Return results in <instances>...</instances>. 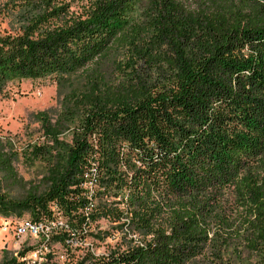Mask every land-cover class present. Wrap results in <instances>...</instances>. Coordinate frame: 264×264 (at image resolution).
Returning a JSON list of instances; mask_svg holds the SVG:
<instances>
[{"label":"trees","instance_id":"1","mask_svg":"<svg viewBox=\"0 0 264 264\" xmlns=\"http://www.w3.org/2000/svg\"><path fill=\"white\" fill-rule=\"evenodd\" d=\"M16 2L0 99L25 80L71 90L58 114L32 118L44 142L24 158L45 166L46 191L12 207L34 221L56 210L77 231L95 217L83 187L94 166L153 236L95 264H230L220 246L231 241L233 264H264V0H96L69 21L49 0ZM0 174L18 181L1 149Z\"/></svg>","mask_w":264,"mask_h":264},{"label":"rangeland","instance_id":"2","mask_svg":"<svg viewBox=\"0 0 264 264\" xmlns=\"http://www.w3.org/2000/svg\"><path fill=\"white\" fill-rule=\"evenodd\" d=\"M16 1L0 0V33L19 28L20 8ZM49 1L51 8L61 10L65 20L69 21L85 16L96 0ZM70 90L66 88L60 92L50 79L25 80L9 84L6 98L0 99V149L11 157L18 180L8 183L0 174V198L6 202L5 209L0 207V264H21L20 259L35 249L34 238H17L13 231L21 222L35 220L33 208L12 207L11 204L25 200L31 190H38L39 195L46 191L47 186L43 182L45 166L39 162L31 165L24 158L30 145L44 142L40 127L32 118L39 112L58 114L63 98ZM93 193L95 217L77 226L78 249L67 248L61 233L53 234L44 253L46 264H95L152 239V233L139 231L131 225L127 217L128 207L122 202V197L115 199L110 189L101 188L99 184H96ZM232 197L226 193L224 204L239 224L243 220ZM39 214L42 220L46 219L44 212ZM157 223L159 225L164 221ZM240 244V241H231L229 248L224 244L220 246L226 263L237 262L236 248Z\"/></svg>","mask_w":264,"mask_h":264},{"label":"built area","instance_id":"3","mask_svg":"<svg viewBox=\"0 0 264 264\" xmlns=\"http://www.w3.org/2000/svg\"><path fill=\"white\" fill-rule=\"evenodd\" d=\"M84 189L87 191L89 200L87 214L94 208L93 205V190L97 184V170L91 167L86 176ZM54 210V215L51 218L41 219L38 221H24L14 228V234L17 238L29 236L36 240L35 249L20 259L21 264H46L45 251L46 246L50 242L53 234L61 233L64 236L66 247L69 249H78V231L74 230L68 220L60 213ZM7 230V227L5 228Z\"/></svg>","mask_w":264,"mask_h":264}]
</instances>
